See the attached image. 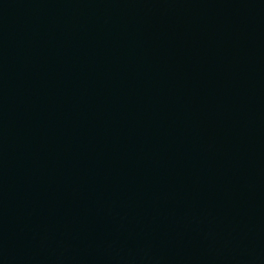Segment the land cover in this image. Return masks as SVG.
Wrapping results in <instances>:
<instances>
[{"label":"water","instance_id":"95a60500","mask_svg":"<svg viewBox=\"0 0 264 264\" xmlns=\"http://www.w3.org/2000/svg\"><path fill=\"white\" fill-rule=\"evenodd\" d=\"M0 264H264V0H0Z\"/></svg>","mask_w":264,"mask_h":264}]
</instances>
